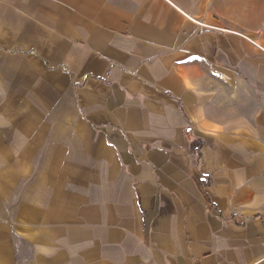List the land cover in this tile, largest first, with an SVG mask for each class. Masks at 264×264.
<instances>
[{"label":"crops","instance_id":"1","mask_svg":"<svg viewBox=\"0 0 264 264\" xmlns=\"http://www.w3.org/2000/svg\"><path fill=\"white\" fill-rule=\"evenodd\" d=\"M0 264H264L261 0H0Z\"/></svg>","mask_w":264,"mask_h":264},{"label":"rangeland","instance_id":"2","mask_svg":"<svg viewBox=\"0 0 264 264\" xmlns=\"http://www.w3.org/2000/svg\"><path fill=\"white\" fill-rule=\"evenodd\" d=\"M262 1V5H264V0H261Z\"/></svg>","mask_w":264,"mask_h":264}]
</instances>
